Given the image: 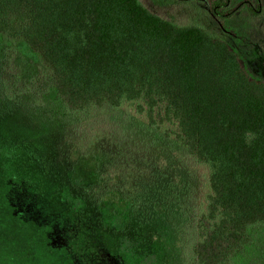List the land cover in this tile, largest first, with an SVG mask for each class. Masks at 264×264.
Segmentation results:
<instances>
[{"label":"trees","instance_id":"1","mask_svg":"<svg viewBox=\"0 0 264 264\" xmlns=\"http://www.w3.org/2000/svg\"><path fill=\"white\" fill-rule=\"evenodd\" d=\"M255 1L256 8L244 0L237 7L258 15ZM229 4L213 0L208 11L225 19ZM0 35L41 56L63 112L88 118L132 109L155 130L175 127L161 131L208 171L210 193L192 249L198 264H228L247 240V227L264 226V77L249 63L250 51L264 46L175 26L138 0H0ZM100 135L87 136L81 149L95 164L102 154L92 146ZM104 176L99 170L93 183ZM70 178L59 193L76 218L110 217L117 233L143 227L139 205L124 193L93 184L73 188Z\"/></svg>","mask_w":264,"mask_h":264},{"label":"rangeland","instance_id":"2","mask_svg":"<svg viewBox=\"0 0 264 264\" xmlns=\"http://www.w3.org/2000/svg\"><path fill=\"white\" fill-rule=\"evenodd\" d=\"M138 1L175 26L264 46V0L258 15L237 7L243 0H230L221 20L208 11L213 0ZM250 53L252 71L264 77V50ZM49 78L38 53L0 35V264H198L192 249L210 193L208 171L161 131L175 127L155 130L132 109L88 118L65 113ZM95 134H101L92 146L102 154L98 164L81 150ZM99 170L106 175L100 185L93 183ZM68 174L73 188L93 184L124 193L139 205L143 227L117 233L110 217L76 218L60 199ZM246 235L228 264H264V226H249Z\"/></svg>","mask_w":264,"mask_h":264}]
</instances>
